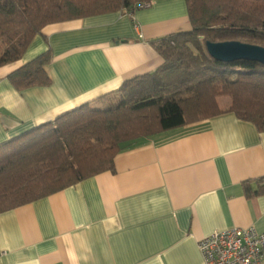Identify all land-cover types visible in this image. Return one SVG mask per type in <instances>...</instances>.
Returning a JSON list of instances; mask_svg holds the SVG:
<instances>
[{
  "label": "crops",
  "instance_id": "obj_1",
  "mask_svg": "<svg viewBox=\"0 0 264 264\" xmlns=\"http://www.w3.org/2000/svg\"><path fill=\"white\" fill-rule=\"evenodd\" d=\"M190 30L185 0L47 25L0 67V146L158 70L149 42ZM47 52L51 83L15 89L9 75ZM122 147L113 171L1 213L0 264H202L197 244L214 232L264 235V132L252 123L224 113Z\"/></svg>",
  "mask_w": 264,
  "mask_h": 264
},
{
  "label": "trees",
  "instance_id": "obj_2",
  "mask_svg": "<svg viewBox=\"0 0 264 264\" xmlns=\"http://www.w3.org/2000/svg\"><path fill=\"white\" fill-rule=\"evenodd\" d=\"M155 0H0V67L22 59L50 24L108 13L132 16ZM191 26L151 46L156 71L125 81L101 104L87 103L0 146V214L113 171L123 145L224 113L264 132V66L221 63L206 42L264 48V0H185ZM44 53L9 75L19 91L51 83ZM221 97L230 99L226 110Z\"/></svg>",
  "mask_w": 264,
  "mask_h": 264
},
{
  "label": "built area",
  "instance_id": "obj_3",
  "mask_svg": "<svg viewBox=\"0 0 264 264\" xmlns=\"http://www.w3.org/2000/svg\"><path fill=\"white\" fill-rule=\"evenodd\" d=\"M197 247L202 264H264V235L254 228L214 232Z\"/></svg>",
  "mask_w": 264,
  "mask_h": 264
},
{
  "label": "water",
  "instance_id": "obj_4",
  "mask_svg": "<svg viewBox=\"0 0 264 264\" xmlns=\"http://www.w3.org/2000/svg\"><path fill=\"white\" fill-rule=\"evenodd\" d=\"M208 55L221 63L251 61L264 66V48L238 42L205 43Z\"/></svg>",
  "mask_w": 264,
  "mask_h": 264
},
{
  "label": "rangeland",
  "instance_id": "obj_5",
  "mask_svg": "<svg viewBox=\"0 0 264 264\" xmlns=\"http://www.w3.org/2000/svg\"><path fill=\"white\" fill-rule=\"evenodd\" d=\"M221 98H227V97H221ZM219 99V98H218ZM230 104V103H229ZM222 106H225V105H222ZM227 106V105H226ZM218 107H219V105H218ZM229 107V106H228ZM227 107V108H228ZM227 108H225V109H221L220 107H219V109H221V110H226Z\"/></svg>",
  "mask_w": 264,
  "mask_h": 264
}]
</instances>
